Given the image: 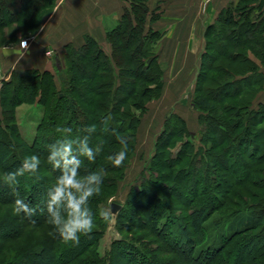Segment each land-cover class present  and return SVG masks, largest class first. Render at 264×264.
I'll list each match as a JSON object with an SVG mask.
<instances>
[{"label":"trees","instance_id":"16d2710c","mask_svg":"<svg viewBox=\"0 0 264 264\" xmlns=\"http://www.w3.org/2000/svg\"><path fill=\"white\" fill-rule=\"evenodd\" d=\"M56 1L0 0V32L25 26L36 34ZM129 1L118 25L107 32L110 54L86 36L82 46L66 47L56 74L30 69L14 72L3 83L0 175L15 171L27 154L39 155L42 163L35 177L17 178L20 195L37 209L31 218L13 213L12 189L0 182V264H97L86 256L92 253L98 232L62 245L47 221L43 201L59 173L46 157L48 146L61 138L58 128L71 127L73 136H79L85 127L96 125L92 143L102 144L103 151L83 170L104 169V175H113L104 176L100 193L91 199L90 208L97 212L134 155L140 120L164 87L165 69L157 47L165 32L147 29L149 0ZM151 15L153 21L159 17L156 12ZM1 41L8 42L5 33ZM200 61L191 102L199 112V146L185 119L171 115L158 136L149 177L134 188L136 196L144 195V203L135 205L131 221L148 226L189 264H217L221 259L224 264H264V102L256 104L264 90V0H240L237 7L224 9L206 29ZM36 103L44 108V117L29 144L20 133L17 109ZM104 117H110L115 134L105 131ZM118 136L127 139L129 154L116 168L108 156L122 147ZM180 206L191 211L186 223L204 242L190 234L177 214ZM100 219L98 227L103 225ZM234 221L242 227L227 233L224 228ZM32 227L34 236L28 235ZM123 256L129 258L128 264H156L140 250Z\"/></svg>","mask_w":264,"mask_h":264},{"label":"rangeland","instance_id":"374dc122","mask_svg":"<svg viewBox=\"0 0 264 264\" xmlns=\"http://www.w3.org/2000/svg\"><path fill=\"white\" fill-rule=\"evenodd\" d=\"M16 30H18L16 37L11 39V34H13V32L15 33ZM35 32L36 30L26 28L25 26H15L9 31L2 30L0 32V48L7 46L14 52V54L7 57L0 53V91L3 88V83L5 81H10L14 72L25 74L26 71H17V68H21L19 65L26 61V57L28 56L27 51L29 49V47L22 48L21 41L27 40L30 42ZM4 33L8 39V42L5 44L1 41ZM201 43L197 42L195 44V46H198L197 49H199L200 46L203 48V44L205 47V41ZM103 49L106 53L110 54V51L105 49L104 46ZM60 55L61 54L50 55L54 65V71L51 72L54 74L57 72L55 69L56 64L59 66L63 64ZM199 59L200 56H194L192 58V63H190L189 60V63H187L188 69H186L185 73L178 75L179 77L176 79H174L176 76L175 73L166 72V84L164 82L165 88L163 87L162 89L161 97L148 104V110L141 118L137 128L134 155L130 158L128 164H126L123 174L119 175L116 187L109 189L105 200L97 205L96 213L108 209L112 204L119 205L120 210L116 214L113 213L110 221H104L97 215V218L100 219V224L103 225L99 227L95 226L94 228V231L98 232L94 238L98 239L97 243L92 247V253L86 256L90 261L94 260L97 264H128L130 261L127 259L129 258L123 256L125 252L140 250L146 259L148 257L156 264H189L187 258L179 256L180 252H175L174 249L166 245L162 239L156 237L152 229H149L148 226H146V228H141L131 221V219L134 209L137 210L135 205H137V203H144V195L136 196L134 194V188L141 186L149 177V169L156 152L158 136L163 131L165 122L171 115L178 114L185 119L189 129L196 135L193 142L199 146L202 133L201 126L198 124L199 112L191 105L196 87V77L201 64ZM162 64L166 71L168 68L167 62ZM13 66L15 67L13 68ZM167 75L169 77H167ZM43 117L44 108L39 103L35 105H22L17 109L20 133L29 144L34 143L39 123ZM178 146L179 144L174 151L177 150ZM104 176L109 178L113 175L106 174ZM41 177L38 176V178ZM155 190L163 195L161 189ZM177 211V214L183 219L184 225L188 226L190 234L199 242H204L205 238L202 239L203 236L198 234L193 228L191 229V226L186 223V219L191 214V211L183 206L177 208ZM147 214L149 216V213ZM226 214H228V212H226ZM243 216H248V213H245ZM235 221L228 224L226 229L224 228L227 233L242 227L240 223H236L238 221ZM247 221L248 220L245 221V224ZM221 223H224V221ZM35 232L36 230L32 227L28 230V235L31 233V236H34ZM136 243L137 247H132V244ZM61 244L69 245L70 242L63 241ZM126 245L128 248L125 250L124 247H126ZM103 259H107V263L104 262ZM223 262L224 260L221 259V261L217 260L216 263L224 264ZM228 263L229 261H227V264Z\"/></svg>","mask_w":264,"mask_h":264},{"label":"crops","instance_id":"0c3cea01","mask_svg":"<svg viewBox=\"0 0 264 264\" xmlns=\"http://www.w3.org/2000/svg\"><path fill=\"white\" fill-rule=\"evenodd\" d=\"M239 2L240 0H149L150 15L146 27L165 32L157 47L160 62L168 64L164 82L166 72L175 73L176 79L188 69L189 60L192 63L194 56L201 58L204 44L199 49L195 44L205 41L206 29L216 23L224 9L229 6L237 7ZM130 6L129 0H57L51 14L44 18L39 31L28 41L27 59L21 62V68H17V71H54L50 55L62 54L68 45L82 46L86 36L93 37L111 53L107 32L118 25ZM153 12L159 14L155 21L152 20ZM262 71L264 74V68ZM260 102H264V90L257 96L256 104Z\"/></svg>","mask_w":264,"mask_h":264},{"label":"clouds","instance_id":"9594fccd","mask_svg":"<svg viewBox=\"0 0 264 264\" xmlns=\"http://www.w3.org/2000/svg\"><path fill=\"white\" fill-rule=\"evenodd\" d=\"M21 47H27L22 40ZM4 56L14 54L7 46L0 48ZM110 117H104L103 123L107 126L105 131L116 133L109 125ZM97 131L95 124L83 129L79 136H73L71 127L58 128L61 138L48 146L46 161L52 169L59 174L48 187L42 210L55 233L64 242L79 243L84 236L90 235L95 226L97 215L104 221H110L113 215L111 207L99 213L90 208L91 199L97 196L104 183V169L89 168L84 171L85 163L94 164L103 151V145L92 143V137ZM120 149H114L108 156L112 167H121L128 158L129 149L127 139L117 137ZM41 157L37 154H27L20 161L15 171L0 175V182L12 189L14 201L12 211L15 215L31 218L37 213L16 188L17 178L20 176H33L39 172Z\"/></svg>","mask_w":264,"mask_h":264},{"label":"water","instance_id":"95a60500","mask_svg":"<svg viewBox=\"0 0 264 264\" xmlns=\"http://www.w3.org/2000/svg\"><path fill=\"white\" fill-rule=\"evenodd\" d=\"M111 209H112V212L116 214L120 210V206L117 204H112Z\"/></svg>","mask_w":264,"mask_h":264},{"label":"built area","instance_id":"2783aa9c","mask_svg":"<svg viewBox=\"0 0 264 264\" xmlns=\"http://www.w3.org/2000/svg\"><path fill=\"white\" fill-rule=\"evenodd\" d=\"M24 41H26V42H27V47H28V41H27V40H24ZM27 47H26V48H27ZM22 48H25V47H22Z\"/></svg>","mask_w":264,"mask_h":264},{"label":"bare ground","instance_id":"6f19581e","mask_svg":"<svg viewBox=\"0 0 264 264\" xmlns=\"http://www.w3.org/2000/svg\"><path fill=\"white\" fill-rule=\"evenodd\" d=\"M167 77H169V76L167 75Z\"/></svg>","mask_w":264,"mask_h":264}]
</instances>
